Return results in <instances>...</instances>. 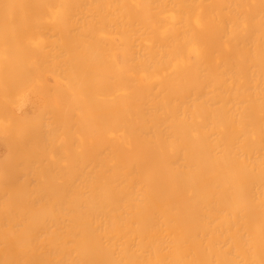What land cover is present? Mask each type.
<instances>
[{"label": "bare ground", "instance_id": "1", "mask_svg": "<svg viewBox=\"0 0 264 264\" xmlns=\"http://www.w3.org/2000/svg\"><path fill=\"white\" fill-rule=\"evenodd\" d=\"M0 264H264V0H0Z\"/></svg>", "mask_w": 264, "mask_h": 264}, {"label": "rangeland", "instance_id": "2", "mask_svg": "<svg viewBox=\"0 0 264 264\" xmlns=\"http://www.w3.org/2000/svg\"><path fill=\"white\" fill-rule=\"evenodd\" d=\"M37 102H38V99L36 98L35 95H28L25 108L30 109ZM16 109H17V107H16Z\"/></svg>", "mask_w": 264, "mask_h": 264}]
</instances>
